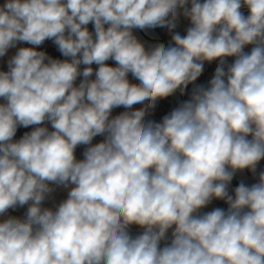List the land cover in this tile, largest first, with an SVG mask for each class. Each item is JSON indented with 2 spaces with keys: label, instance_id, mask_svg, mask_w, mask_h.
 Returning <instances> with one entry per match:
<instances>
[{
  "label": "clouds",
  "instance_id": "1",
  "mask_svg": "<svg viewBox=\"0 0 264 264\" xmlns=\"http://www.w3.org/2000/svg\"><path fill=\"white\" fill-rule=\"evenodd\" d=\"M0 264H264V0H0Z\"/></svg>",
  "mask_w": 264,
  "mask_h": 264
},
{
  "label": "rangeland",
  "instance_id": "2",
  "mask_svg": "<svg viewBox=\"0 0 264 264\" xmlns=\"http://www.w3.org/2000/svg\"><path fill=\"white\" fill-rule=\"evenodd\" d=\"M157 31H160V30H157ZM202 79H203V78H202ZM170 106H175V103H171L170 101L165 102V103L161 106V109L159 110L160 113L162 114L163 112L167 111L168 108H169Z\"/></svg>",
  "mask_w": 264,
  "mask_h": 264
},
{
  "label": "crops",
  "instance_id": "3",
  "mask_svg": "<svg viewBox=\"0 0 264 264\" xmlns=\"http://www.w3.org/2000/svg\"><path fill=\"white\" fill-rule=\"evenodd\" d=\"M66 196V193L61 192L58 196H57V201H59L60 199L64 198ZM19 214V213H17Z\"/></svg>",
  "mask_w": 264,
  "mask_h": 264
},
{
  "label": "built area",
  "instance_id": "4",
  "mask_svg": "<svg viewBox=\"0 0 264 264\" xmlns=\"http://www.w3.org/2000/svg\"><path fill=\"white\" fill-rule=\"evenodd\" d=\"M48 47V50L51 52L53 51V49L50 47V46H47ZM55 54V53H54Z\"/></svg>",
  "mask_w": 264,
  "mask_h": 264
},
{
  "label": "bare ground",
  "instance_id": "5",
  "mask_svg": "<svg viewBox=\"0 0 264 264\" xmlns=\"http://www.w3.org/2000/svg\"><path fill=\"white\" fill-rule=\"evenodd\" d=\"M171 101V103H176V101L175 100H170Z\"/></svg>",
  "mask_w": 264,
  "mask_h": 264
},
{
  "label": "water",
  "instance_id": "6",
  "mask_svg": "<svg viewBox=\"0 0 264 264\" xmlns=\"http://www.w3.org/2000/svg\"><path fill=\"white\" fill-rule=\"evenodd\" d=\"M149 38H151V35L149 36ZM171 102V101H170Z\"/></svg>",
  "mask_w": 264,
  "mask_h": 264
}]
</instances>
